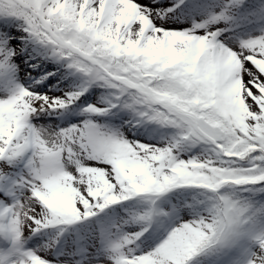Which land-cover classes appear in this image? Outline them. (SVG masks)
<instances>
[{"label": "snow or ice", "instance_id": "obj_1", "mask_svg": "<svg viewBox=\"0 0 264 264\" xmlns=\"http://www.w3.org/2000/svg\"><path fill=\"white\" fill-rule=\"evenodd\" d=\"M0 264H264V0H0Z\"/></svg>", "mask_w": 264, "mask_h": 264}]
</instances>
